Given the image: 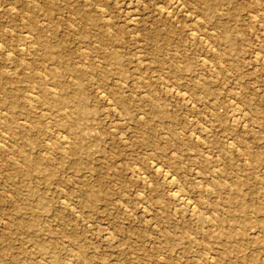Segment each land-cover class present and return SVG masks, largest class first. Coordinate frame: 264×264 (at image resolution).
<instances>
[{
	"label": "rangeland",
	"instance_id": "rangeland-1",
	"mask_svg": "<svg viewBox=\"0 0 264 264\" xmlns=\"http://www.w3.org/2000/svg\"><path fill=\"white\" fill-rule=\"evenodd\" d=\"M15 1L0 0V264H264V0Z\"/></svg>",
	"mask_w": 264,
	"mask_h": 264
},
{
	"label": "bare ground",
	"instance_id": "bare-ground-1",
	"mask_svg": "<svg viewBox=\"0 0 264 264\" xmlns=\"http://www.w3.org/2000/svg\"><path fill=\"white\" fill-rule=\"evenodd\" d=\"M5 1H6V0H5ZM19 1H20V0H19ZM19 1H15V2L19 3ZM29 1H30V0H29ZM34 1H36V0H34ZM34 1H33V2H34ZM54 1H55V0H54ZM77 1H78V0H77ZM82 1H83V0H82ZM200 1H201V0H200ZM203 1H204V4H205V0H202V2H203ZM227 1H228V0H226L225 2H227ZM25 2H26V1H25ZM30 2H31V1H30ZM46 2H47V0H46ZM79 2L81 3V1H79ZM84 2H85V1H84ZM12 3H14V2H12ZM20 3H21V2H20ZM27 3H28V2H27ZM37 3H39V2H37ZM42 3H43V2H42ZM44 3H45V2H44ZM55 3H56V2H55ZM66 3H67V2H66ZM68 3H69V2H68ZM72 3H73V1H72ZM5 4H6V3H5ZM7 4H8V3H7ZM28 4H29V3H28ZM40 4H41V3H40ZM157 4H158V3H157ZM174 4H175V3H174ZM210 4H211V3H210ZM216 4H217V3H216ZM10 5H11V4H10ZM20 5H21V4H20ZM36 5H37V4H36ZM38 5H39V4H38ZM41 5H42V4H41ZM48 5H49V4H48ZM77 5H78V4H77ZM176 5H177V3L175 4V6H176ZM211 5H212V4H211ZM14 6H15V5H14ZM26 6H27V5H26ZM30 6H31V5H30ZM50 6H51V5H50ZM79 6H80V5H79ZM85 6H86V5H85ZM172 6H173V5H171V7H172ZM0 7H1V3H0ZM8 7H9V4H8L7 8H8ZM18 7H19V6H18ZM22 7H23V5H22ZM46 7H47V6H46ZM71 7L73 8V6H71ZM99 7H100V6H99ZM5 8H6V7H5ZM15 8H16V6H15ZM81 8H82V7H81ZM81 8H80V9H81ZM89 8H90V7H89ZM89 8H88V9H89ZM165 8H166V7H165ZM39 9H42V8H39ZM53 9H54V11H56L55 8H53ZM69 9H70V8H69ZM73 9H74V11L76 10L75 7H74ZM88 9H86V10H88ZM122 9H123V8H122ZM202 9H203L202 12H205V11H207V9H209V8L206 7V6H203ZM3 10H4V9H3ZM13 10H14V9H13ZM13 10H12V11H13ZM28 10H30V9H28ZM51 10H52V8H51ZM57 10H58V9H57ZM89 10H90V9H89ZM89 10H88V12H89ZM128 10H130V9H128ZM1 11H2V9H1ZM1 11H0V13H1ZM12 11H11V13H12ZM35 11H36V10H35ZM58 11H59V10H58ZM74 11H73V12H74ZM77 11H78V10H77ZM21 12H22V11H20V14H21ZM27 12H28V11H27ZM32 12H34V11H32ZM32 12H31V13H32ZM43 12H44V11H43ZM46 12H47V13L49 12V9H48V8L46 9ZM56 12H57V11H56ZM208 12H209V10H208ZM54 13H55V12H54ZM29 14H30V13H29ZM32 14H36V13H32ZM45 14H46V13H45ZM49 14H50V13H49ZM71 14H72V13H71ZM77 14H78V13H77ZM207 14H208V13H207ZM21 15H22V14H21ZM36 15H37V14H36ZM204 15H205V14H204ZM14 16H16V13H15ZM33 16H34V15H33ZM39 16H40V15H39ZM59 16H60V15H59ZM21 17H22V16H21ZM46 17H48V15H47ZM46 17H45V18H46ZM52 17H53V16H52ZM77 17H78V16H77ZM83 17H84V16H83ZM85 17H86V16H85ZM90 17H91V16H90ZM136 17H137V16H136ZM34 18H35V17H34ZM16 19H17V16H16ZM17 20H18V19H17ZM38 20H39V19H38ZM38 20H37V21H38ZM49 20H50V18H49ZM49 20H48V21H49ZM29 21H30V20H29ZM29 21H28V23H29ZM35 21H36V18H35ZM37 21H36V22H37ZM44 21H46V20H44ZM48 21H46V22H48ZM54 21H55V20H54ZM89 21H90V19H89ZM15 22H16V20H15ZM36 22H35V24H36ZM39 22H40V21H39ZM46 22H45V23H46ZM51 22H53V21H51ZM92 22H93V21H92ZM94 22H96V21H94ZM97 22H98V21H97ZM12 23H13V22H12ZM30 23H32V22H30ZM23 24H24V23H23ZM46 24H50V23H46ZM89 24H90V23H89ZM92 24L94 25V23H92ZM92 24H91V25H92ZM95 24H97V23H95ZM41 25H42V24H41ZM50 25H52V24H50ZM18 26H19V25H18ZM98 26H100V25H98ZM21 27H22V26H21ZM23 27H24V28H29V27H25V26H23ZM23 27H22V28H23ZM39 27H40V26H39ZM43 27H45V25H43ZM48 27H49V26H48ZM48 27H47V28H48ZM94 27H95V26H94ZM24 28H23V29H24ZM30 28H31V27H30ZM107 28H108V27H107ZM10 29H11V28H10ZM12 29H13V28H12ZM40 29H41V28H40ZM98 29H99V28H98ZM98 29H97V30H98ZM18 30H19V29H18ZM33 30H34V29H33ZM35 30H36V29H35ZM45 30H46V28H45ZM211 30H212V29H211ZM211 30H210V31H211ZM42 31H44V30H42ZM98 31H99V30H98ZM18 32L20 33L21 31H18ZM31 32H32V31H31ZM38 32H40V31H38ZM22 33H23V32H22ZM40 33H41V32H40ZM27 34H28V33H27ZM80 34H81V33H80ZM130 34H131V33H130ZM25 35H26V34H25ZM28 35H29V34H28ZM28 35H27V36H28ZM30 35H31V34H30ZM32 35H33V34H32ZM32 35H31V36H32ZM96 35H97V34H96ZM96 35H95V36H96ZM156 35H157V34H156ZM27 36H26V37H27ZM34 36H35V35H34ZM39 36H40V34H39ZM85 36H86V35H85ZM85 36H84V37H85ZM152 36H154V35H152ZM198 36H199V35H198ZM36 37H37V36H36ZM36 37H35V38H36ZM41 37H42V36H41ZM84 37H82V38H84ZM155 37H156V36H155ZM87 38H88V37H87ZM153 38H154V37H153ZM38 39H40V38L38 37ZM44 39H45V38H44ZM84 39H85V38H84ZM101 39H102V38H101ZM156 39H157V38H156ZM156 39H155V40H156ZM158 39H159V37H158ZM29 40H30V39H29ZM42 40H43V39H42ZM42 40H41V41H42ZM80 40H82V39H80ZM98 40H99V39H98ZM109 40H110V39H109ZM38 41H39V40H38ZM44 41H45V40H44ZM44 41H42V42H44ZM47 41H48V40H47ZM50 41H51V40H50ZM102 41H103V40H102ZM102 41H101V42H102ZM204 41H205V40H204ZM30 42H31V41H30ZM140 42H141V41H140ZM46 43H47V42H46ZM46 43H45V44H46ZM105 43H106V41H105ZM20 44H21V43H20ZM26 44H27V43H26ZM45 44H43V45H45ZM50 44H51V46H52V43H50ZM99 44H100V43H99ZM209 44H210V43H209ZM22 45H23V44H22ZM22 45H21V46H22ZM27 45H29V44H27ZM40 45H41V44H40ZM4 46L6 47L7 45H5V44L1 41V42H0V50H1V48L4 49ZM17 46H18V45H17ZM117 46H118V45H117ZM119 46H120V45H119ZM25 47H26V46H25ZM101 47H102V46H101ZM44 48H45V47H44ZM17 49H18V48H17ZM83 49H84V48H83ZM94 49H95V48H94ZM106 49H107V48H106ZM135 49H136V48H135ZM22 50H23V49H22ZM98 50H99V53H100V52H101V49H98ZM23 51H24V50H23ZM43 51H44V50H43ZM103 51H105V50H103ZM110 51H111V50H110ZM115 51H116V50H115ZM6 52H7V51H6ZM111 52H112V51H111ZM111 52L108 53V54L106 55V57L108 56V57L114 58L115 55H114V53H111ZM3 53H4V52H3ZM15 53H16V52H15ZM83 53H84V52H83ZM116 53H118V52H116ZM22 54H23V53H22ZM25 54H26V53H25ZM86 54H87V53H86ZM141 54H142V53H141ZM5 55H8V54H5ZM20 55H21V54H19V56H20ZM26 55H27V54H26ZM51 55L54 56V55H56V54L53 53V54H51ZM112 55H113V56H112ZM46 56H47V55H46ZM53 56H51V57H53ZM61 56H62V55H61ZM102 56H103V55H101V59H103ZM104 56H105V55H104ZM104 56H103V57H104ZM119 56H120V55H119ZM7 57H8V56H7ZM53 58H54V57H53ZM55 58H56V56H55ZM99 58H100V57H99ZM42 59H44V58H42ZM45 59H46V58H45ZM59 59H60V58H59ZM109 59H110V58H109ZM109 59H108V60H109ZM10 60H11V59H10ZM46 60H47V59H46ZM49 60H50V59H49ZM49 60H48V61H49ZM51 60H52V59H51ZM54 60H55V59H54ZM54 60H53V61H54ZM61 60H63V59H61ZM61 60H60V61H61ZM108 60H107V61H108ZM113 60H115V59H113ZM113 60H112V61H113ZM43 61H44V60H43ZM103 61H105V60H103ZM28 62H29V61H28ZM32 62H33V61H32ZM105 62H106V61H105ZM109 62H110V61H109ZM109 62H107V64H108ZM29 63H30V62H29ZM44 63H45V62H44ZM48 63H49V62H48ZM48 63H47V64H48ZM50 63H51V62H50ZM55 63H57V62H55ZM61 63H62V62H61ZM111 63H112V62H111ZM111 63H110V64H111ZM220 63H221V62H220ZM13 64H14V63H13ZM27 64H28V63H27ZM57 64H58V63H57ZM57 64H56V65H57ZM6 65H7V63H6ZM14 65H15V64H14ZM16 65H17V64H16ZM33 65H34V64H33ZM92 65H93V64H92ZM18 66H19V65H18ZM18 66H17V67H18ZM21 66H22V65H21ZM27 66H28V65H27ZM30 66H31V65H30ZM67 66H68V65H67ZM110 66H112V65H110ZM116 66H118V65H116ZM15 67H16V66H15ZM54 67H55V66H54ZM114 67H115V65H114ZM185 67H186V66H185ZM58 68H59V67H58ZM66 68L69 70V67H66ZM91 68H93V67H91ZM115 68H116V67H115ZM54 69H55V68H54ZM80 69H81V68H80ZM116 69L118 70V68H116ZM182 69H184V68H182ZM68 70H67V71H68ZM75 70H76V69H75ZM177 70H178V69H176V72H177ZM63 71H64V70H63ZM71 71H72V69H71ZM78 71H80V70H78ZM84 71H85V70H84ZM118 71H119V70H118ZM121 71H122V69H121ZM172 71H175V70H172ZM41 72H42V71H41ZM74 72H75V71H73V73H74ZM76 72H77V71H76ZM80 72H81V71H80ZM119 72H120V71H119ZM64 73H66V71H64ZM81 73H82V72H81ZM81 73H79V74L81 75ZM120 73H121V75H123L122 72H120ZM43 74H44V73H43ZM48 74H49V73H48ZM48 74H47V75H48ZM56 74H57V73H56ZM56 74H55V75H56ZM62 74H63V73H62ZM67 74H69V73H67ZM77 74H78V72H77ZM84 74H86V73H84ZM2 75H3V74H2ZM32 75H33V74H32ZM32 75H31V76H32ZM37 75H38V74H37ZM47 75H45V76L47 77ZM74 75H75V74H74ZM74 75H73V77H74ZM82 75H83V74H82ZM117 75H118V74H117ZM33 76H36V73H35V75H33ZM33 76H32V77H33ZM65 76H66V75H65ZM69 76H70V75H69ZM76 76H77V75H76ZM76 76H75V77H76ZM39 77H41V75H40ZM54 77H55V76H54ZM57 77H58V76H57ZM62 77H64V76H62ZM78 77H79L78 79L80 80L81 77H80L79 75H78ZM83 77H84V75H83ZM3 78H4V77H3ZM34 78L37 79V77H34ZM52 78H53V77H52ZM52 78H51V79H52ZM55 78H56V77H55ZM55 78H54V79H55ZM58 78H59V77H58ZM64 78H65V77H64ZM121 78H122V77H121ZM44 79H45V77H44ZM47 79H48V77H47ZM59 79H60V78H59ZM75 79H76V78H75ZM22 80H23V79H22ZM34 80H35V79H34ZM42 80H43V79H42ZM61 80H62V79H61ZM120 80H121V79H120ZM23 81H24V80H23ZM44 81H45V80H44ZM49 81H50V80H49ZM52 81H53V80H52ZM76 81H77V80H76ZM80 81H81V80H80ZM60 82H61V81H60ZM62 82H63V81H62ZM122 82H123V81H122ZM202 82H203V81H202ZM39 83H40V82H39ZM42 83H43V82H42ZM44 83L46 84V82H44ZM52 83H53V82H52ZM54 83H55V82H54ZM57 83L59 84L58 81H57ZM78 83H81V82H78ZM35 84H37V82H36ZM60 84H61V83H60ZM203 84H204V83H203ZM205 84H206V83H205ZM39 85H40V84H39ZM54 85H55V84H54ZM54 85H53V86H54ZM71 85H72V84H71ZM75 85H76V84H75ZM197 85H198V84H197ZM197 85H196V86H197ZM58 86H59V85H57V87H58ZM62 86H64V85H62ZM82 86H83V85H82ZM200 86H201V85H200ZM206 86H207V85H206ZM37 87H38V86H37ZM54 87H55V86H54ZM54 87H53V88H54ZM73 87H74V86H73ZM197 87H198V86H197ZM201 87H203V85H202ZM38 88H39V87H38ZM63 88L65 89L66 86H64ZM75 88H76V87H75ZM80 88H81V87H80ZM207 88H208V87H207ZM55 89H56V88H55ZM59 89H60V88H59ZM59 89H58V90H59ZM96 89H97V87H96ZM175 89H176V88H175ZM198 89H199V88H198ZM203 89H204V88H203ZM53 90H54V89H53ZM60 90H61V89H60ZM65 90H66V89H65ZM71 90H72V89H71ZM42 91H43V90H42ZM44 91H45V90H44ZM62 91H63V90H62ZM73 91H74V90H73ZM75 91H76V90H75ZM79 91H81V90H79ZM116 91H117V90H116ZM177 91H178V90H177ZM45 92H46V91H45ZM56 92H57V91H56ZM118 92H120V91H118ZM4 93H5V92H4ZM39 93H40V92H39ZM71 93H72V92H71ZM81 93H82V92H81ZM31 94H32V93H31ZM40 94H42V95H43V98H44V97L46 96L47 93H46V94L44 93L45 96H44L43 92L40 93ZM77 94H78V92H77ZM183 94H185V93H183ZM42 95H40V96H42ZM47 95H48V94H47ZM63 95H65V93H64ZM78 95H79V94H78ZM29 96H30V95H29ZM80 96H81V95H80ZM80 96H79V97H80ZM83 96H85V95H83ZM49 97H50V96H49ZM54 97H55V96H54ZM59 97H60V95H59ZM68 97H69V96H68ZM118 97H119V96H118ZM43 98H42V99H43ZM47 98H48V97H47ZM51 98H52V97H51ZM56 98H57V97H55V99H56ZM62 98H63V100H64V99L67 98V97L63 96ZM62 98H61V99H62ZM77 98H78V97H77ZM77 98H75V99H77ZM115 98H116V97H115ZM121 98H122V97H121ZM48 99H50V98H48ZM79 99H80V98H79ZM81 99H83V97H81ZM117 99H118V98H117ZM10 100H11V99H10ZM58 100H59V99H58ZM73 100H74V99H73ZM122 100H124V99L122 98L121 100H118V101L121 102ZM232 100H233V99H232ZM44 101L47 102V100H45V98H44ZM50 101H52V99H51ZM53 101H54V99H53ZM65 101H66V100H65ZM78 101H79V100H78ZM78 101H77V103H78ZM81 101H82V100H81ZM12 102H13V101H12ZM31 102H32V101H31ZM31 102H30V103H31ZM55 102H56V101H55ZM59 102H60V101H59ZM62 102H63V101H62ZM82 102H83V101H82ZM126 102H127V101H126ZM150 102H151V101H150ZM1 103H2V102H1ZM4 103H5V102H4ZM51 103H53V102H51ZM68 103H69V102H68ZM73 103H74V101H73ZM75 103H76V102H75ZM121 103H122V102H121ZM124 103H125V102H124ZM43 104H44V102H43ZM48 104H49V103H48ZM58 104H60V103H58ZM58 104H57V106H59ZM62 104H63V103H62ZM66 104H67V103H66ZM79 104H80V103H79ZM126 104H127V103H126ZM151 104H152V103H151ZM229 104H230V102H229ZM3 105H4V104H3ZM12 105H13V104H12ZM26 105H27V104H26ZM49 105H50V104H49ZM152 105H153V104H152ZM46 106H48V105H46ZM51 106H52V105H51ZM53 106H54V104H53ZM67 106H68V108H70L68 104H67ZM71 106H72V105H71ZM78 106H79V107L76 108L77 114L84 113V112H85V114L88 113V112H86V111L84 110V108H83L82 106H80V105H78ZM149 106H150V103H149ZM8 107H9V106H8ZM14 107H15V106H14ZM73 107H74V105H73ZM153 107H155V106H153ZM239 107H240V106H239ZM9 108H10V107H9ZM112 108H113V107H112ZM150 108H152V107L150 106ZM157 108H158V107H157ZM1 109H2V108H1ZM4 109H6L5 106H4ZM24 109H25V108H24ZM27 109H28V107H27ZM7 110H8V109H7ZM13 110H14V109H13ZM125 110H127V109H125ZM1 111H2V110H1ZM32 111H33V110H32ZM69 111H70V110H69ZM71 111H72V110H71ZM6 112H7V111H6ZM8 112L12 114V112H10V109H9ZM13 112H14V111H13ZM151 112L153 113V111H151ZM4 113H5V111H4ZM14 113H15V112H14ZM14 113H13V114H14ZM155 113H156V112H155ZM157 113H158V112H157ZM159 113H160V112H159ZM163 113H164V112H163ZM65 114H66V113H65ZM67 114H68V112H67ZM159 115H160V114H159ZM163 115H164V114H163ZM156 116H157V114H156ZM161 116H162V114H161ZM235 118H236V116H235ZM11 119L13 120V117H12ZM11 119H10V120H11ZM28 119H29V118H28ZM12 120H11V122H12ZM23 120H24V119H23ZM41 120H42V119H40V121H41ZM60 120H61V119H60ZM84 120H85V119H84ZM88 120H89V119H88ZM17 121H18V120H17ZM17 121H16V122H17ZM19 121H20V120H19ZM19 121H18V122H19ZM38 121H39V120H38ZM58 121H59V120H58ZM13 122H14V121H13ZM21 122H22V120H21ZM23 122H25V121H23ZM26 122H27V121H26ZM1 123H2V122H1ZM14 123H15V122H14ZM27 123H28V122H27ZM256 123H257V122H256ZM260 123H261V122H260ZM37 124H38V123H37ZM58 124H59V123H58ZM219 124H220V123H219ZM258 124H259V123H258ZM7 125H8V124H5V126H7ZM61 125H62V124H61ZM262 125H263V124H262ZM0 126H1V125H0ZM48 126H49V125H48ZM57 126H58V125H57ZM59 126H60V125H59ZM10 127H11V126H10ZM12 127H13V126H12ZM15 127H16V126H15ZM15 127H13V128H15ZM60 127H61V126H60ZM1 128H2V127H1ZM36 128H37V127H36ZM63 128H64V127H63ZM65 128H66V127H65ZM206 128H207V127H206ZM4 129H5V127H4ZM29 129H30V128H29ZM87 129H89V128H87ZM12 130H13V129H12ZM12 130H10V131H12ZM61 130H62V129H61ZM67 131H68V129H67ZM30 132H31V131H30ZM73 134H74V132H73ZM71 135H72V134H71ZM73 137H74V136H73ZM75 137H76V136H75ZM57 138H58V137H57ZM76 138H77V137H76ZM78 138H79V136H78ZM80 138H81V137H80ZM62 140H63V139H62ZM65 140H66V139H65ZM65 140H64V141H65ZM56 141H58V140H56ZM59 141H60V140H59ZM122 141H123V140H122ZM239 142H240V141H239ZM57 143H58V142H57ZM65 143H67V142H65ZM200 145H201V144H200ZM200 145H199V146H200ZM63 146H64V145H63ZM66 146H68V145H66ZM78 147H79V146H78ZM76 149H77V148H76ZM246 151H247V150H246ZM246 153H248V152H246ZM190 155H191V154H190ZM190 155H188V156H190ZM208 155H209V154H208ZM193 156H194V155H193ZM249 156H251V155H249ZM254 157H255V156H254ZM192 158H193V157H192ZM248 158H249V157H248ZM190 159H191V158H190ZM262 159H263V158H262ZM263 160H264V159H263ZM254 161H255V160H254ZM155 163H156V162H155ZM160 166H161V165H160ZM155 167H156V166H155ZM155 167H153V164H152V167H151V168H153V170H154ZM159 168H161V167H159ZM166 169H167V168H166ZM166 169H164V171H163V167H162V171H163L164 173H165V170H166ZM158 170H159V169H158ZM214 170H215V169H214ZM162 171H161V172H162ZM155 172H156V170H155ZM168 172H169V171H168ZM159 173H160V172H159ZM217 173H218V172H217ZM224 173H225V172H224ZM155 174H156V173H155ZM170 174H171V172H170ZM227 174H228V173H227ZM227 174H226V175H227ZM67 175H68V174H67ZM156 175H158V173H157ZM162 175H163V174H162ZM166 175H167V174H166ZM160 176H161V174H160ZM223 176H224V174H223ZM167 178H168V177H167ZM164 179H166V177H165ZM195 179H196V178H195ZM222 179H223V178H222ZM166 180H167V179H166ZM235 180H236V179H235ZM173 181H174V180H173ZM226 181H227V179L225 180V182H226ZM166 182H168V181H166ZM211 182H212V181H211ZM222 182H223V181H222ZM229 182H230V181H229ZM229 182H228V183H229ZM234 182H235V181H234ZM238 182H239V181H238ZM238 182H237V183H238ZM168 183H169V182H168ZM170 183H171V182H170ZM170 183H169V184H170ZM237 183H236V184H237ZM239 183H240V182H239ZM239 183H238V184H239ZM172 184H173V183H172ZM218 184H219V183H218ZM218 184H217V185H218ZM223 184H224V182H223ZM223 184H222V186H223ZM231 184L234 185L233 183H231ZM236 184H235V185H236ZM198 185H199V184H198ZM215 185H216V183H215ZM217 185H216V188H217ZM219 185H220V184H219ZM239 185H240V184H239ZM208 186H209V185H208ZM208 186H207V188H208ZM224 186H225V185H224ZM228 186H229V188H230V185H229V184H228ZM237 186H238V185H237ZM242 186H244V184H242ZM178 187H179V186H178ZM214 187H215V186H214ZM218 187H219V186H218ZM235 187H236V186H235ZM173 188H175V187H173ZM205 188H206V187H205ZM205 188H204V191H206ZM219 188H220V187H219ZM222 188H223V187H222ZM233 188H234V187H233ZM170 189H171V188H170ZM176 189H177V188H176ZM209 189L211 190V187H210V186H209ZM235 189H236V188H234V190H235ZM154 190H155V189H154ZM226 190H227V189H226ZM152 191H153V190H152ZM152 191H151V192H152ZM171 191H173V190H171ZM174 191H176V193H177V190H174ZM227 191H229V190H227ZM241 191H242V187H241ZM178 192H179V191H178ZM233 192H234V191H233ZM94 193H95V192H94ZM154 193H155V192H154ZM172 193H173V192H172ZM172 193H171V195H173ZM179 193H180V192H179ZM207 193H208V192H207ZM209 193H210V192H209ZM211 193H213V192L211 191ZM226 193H227V192H226ZM240 193H241V192H240ZM232 194H233V193H232ZM181 195H182V193H181ZM204 195H206V192H205ZM233 195H234V194H233ZM237 195H238V194H237ZM237 195H234V196L237 197ZM242 195H243V194H242ZM226 196H227V194H226ZM231 196H232V195H231ZM96 197H97V196H96ZM173 197H175L176 199L181 200V201H182V199H183L182 197H180V194H178V193H177V194H174ZM186 197H188V196H186ZM205 197H207V196H205ZM208 197H209V194H208ZM229 197H230V195H229ZM229 197H228V198L224 197V198H225V199H229ZM232 197H233V196H232ZM232 197H231V198H232ZM219 198H220V197H219ZM219 198H217V199H219ZM224 198H223V200H224ZM238 198H239V195H238ZM172 199H173V198H172ZM185 199H186V198H185ZM234 199H235V198H234ZM178 200H177V202H178ZM214 200H215V199H214ZM223 200H222V201H223ZM236 200H237V199H236ZM238 200H239V199H238ZM181 201H180V202H181ZM183 201H184V200H183ZM219 201H221V200H219ZM228 201H229V200H228ZM231 201H232V200H231ZM231 201H229L228 203H230ZM246 201H247V199H246ZM94 202H96V201L94 200ZM186 202H187V200H186ZM216 202H217V201H216ZM226 202H227V201H226ZM247 202H248V201H247ZM42 203H43V202H42ZM228 203H226V204H228ZM89 204H90V203H89ZM179 204H180V203H179ZM181 204H182V203H181ZM181 204H180V205H181ZM215 204H216V203H215ZM220 204H224V203H220ZM242 204H243V203H242ZM92 205H93V204H92ZM92 205H91V206H92ZM180 205H179V206H180ZM183 205H184L183 208L185 209V205H186L185 202L183 203ZM217 205H218V203H217ZM217 205H215V206H217ZM224 205H225V204H224ZM228 205H229V204H228ZM238 205H239V203H238ZM240 205H241V204H240ZM186 206H187V205H186ZM191 206H193V204H192ZM191 206H190V207H191ZM194 206H195V205H194ZM213 206H214V205H213ZM241 206H242V205H241ZM219 207H220V205H219ZM230 207L232 208V205H231ZM242 207H243V206H242ZM188 208H189V207H188ZM214 208H215V207H214ZM217 208H218V207H217ZM223 208H225V207L223 206ZM228 208H229V207H228ZM244 208H245V207H244ZM215 209H216V208H215ZM218 209H219V208H218ZM224 210H225V209H224ZM239 210H240V209H239ZM249 210H250V209H249ZM190 211H192V210H190ZM214 211H215V210H214ZM216 211H217V210H216ZM220 211H221V210H220ZM227 211H228V210H227ZM231 211H232V210H231ZM241 211H242V210H241ZM246 211H247V210H246ZM250 211H251V210H250ZM187 212H188V211H187ZM190 213H192V212H190ZM193 213H194V212H193ZM238 213H239V212H238ZM199 214H200V213H199ZM245 214H246V213H245ZM234 215H235V214H234ZM243 215H244V214L242 213L241 216H243ZM248 215H250V214H247L246 217H248ZM195 216H196V214H195ZM201 216H203V215H201ZM239 216H240V215H239ZM197 217H198V213H197ZM202 218H203V217H202ZM215 218H216V217H215ZM237 218H238V217H237ZM244 218H245V216H244ZM244 218H243V219H244ZM248 218H250V217H248ZM251 218H252V217H251ZM251 218H250V219H251ZM193 219H194V217H193ZM196 219H197V218H196ZM200 219H201V217H200ZM200 219H199V220H200ZM222 219H223V218H222ZM230 219H231V218H230ZM201 220H202V219H201ZM201 220H200V222H201ZM218 220H221V219L218 218ZM218 220H217V221H218ZM225 220H227V218H225ZM231 220H232V219H231ZM231 220H230V221H231ZM239 220H240V219H239ZM196 221H197V220H196ZM204 221H205V220H204ZM213 221H214V220H213ZM215 221H216V220H215ZM221 221H222V220H221ZM226 222H227V221H226ZM232 222H233V221H232ZM235 222H236V221H235ZM241 222H242V221H241ZM241 222H240V223H241ZM245 222H246V221H245ZM248 222H249V220H248ZM87 223H88V222H87ZM220 223H221V222H220ZM243 223H244V222H243ZM216 224H217V222H216ZM232 224H233V223H232ZM237 224H238V223H237ZM237 224H236V226H237ZM213 225H214V224H213ZM240 225H241V224H240ZM242 225H243V224H242ZM260 225H261V224H260ZM200 226H201V225H200ZM220 226H221V225H220ZM238 226H239V224H238ZM250 226H251V225H250ZM214 227H215V226H214ZM226 227H227V226H226ZM218 229H220V227H218L217 230H218ZM235 229H236V228H235ZM238 230H239V228H238ZM238 230H237V231H238ZM219 231H220V230H219ZM225 232H226V231H225ZM239 232H240V231H239ZM204 233H205V232H204ZM222 233H223V232H222ZM227 233H228V232H227ZM240 234H241V233H240ZM204 235H205V234H204ZM223 235H224V234H223ZM223 235H222V236H223ZM242 235H243V234H242ZM242 235H241V236H242ZM228 236H229V235H228ZM228 236H227V237H228ZM238 237H239V236H238ZM251 237H252V236H251ZM204 238H205V236H204ZM239 238H240V237H239ZM208 239H209V238H208ZM215 239H216V238H215ZM230 239H231V238H230ZM233 239H234V238H233ZM233 239H231V240H233ZM250 239H251V238H250ZM254 239H255V238H254ZM234 240H235V239H234ZM247 240H248V239H247ZM219 241H221V240H219ZM222 241H223V240H222ZM228 241H229V240H228ZM237 242H238V241H237ZM253 244H254V243H253ZM234 246H235V244H234ZM220 250H221V249H220ZM222 250H223V249H222ZM222 250H221V251H222ZM235 250L237 251V246H236V249H235ZM236 251H235V252H236ZM222 253H223V252H222ZM230 253H231V252H230ZM204 254H205V253H204ZM225 254H226V253H225ZM234 254H235V253H234ZM231 255H232V254H231ZM224 256H225V255H224ZM224 256H223V257H224ZM227 257H228V256H227ZM228 258H229V257H228ZM232 259H233V258H232ZM224 260H226V259L224 258ZM241 261H242V260H241ZM232 262H233V261H232ZM242 262H243V261H242ZM242 262H241V263H242ZM223 264H225V263H223Z\"/></svg>",
	"mask_w": 264,
	"mask_h": 264
}]
</instances>
